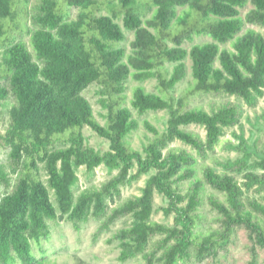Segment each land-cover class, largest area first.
Returning a JSON list of instances; mask_svg holds the SVG:
<instances>
[{
    "label": "trees",
    "instance_id": "1",
    "mask_svg": "<svg viewBox=\"0 0 264 264\" xmlns=\"http://www.w3.org/2000/svg\"><path fill=\"white\" fill-rule=\"evenodd\" d=\"M144 6L154 9L150 18ZM29 10L27 0H0V106L9 107L4 129L0 111V148L10 149L9 163H0L6 191L0 189V264H45L33 246L50 239L56 222L67 220L79 230L98 219L96 241L126 217L130 224L112 237L121 262L213 258L218 264L219 252L245 228L256 264V248L264 249V156L253 160L241 132L230 149L242 157L224 163L225 172L201 164L227 129L241 125L243 108L227 100L207 110L192 101L226 95L252 107L264 96V0H41L33 14ZM247 24L258 29L244 30ZM125 30L135 33L131 53L122 46ZM196 36L212 41L185 47ZM188 60L191 79L178 96V85L189 77ZM130 79L139 82L133 108L127 105ZM153 79L156 92L143 85ZM92 85L99 87L104 124L84 95ZM133 109L169 115L162 131L144 121L152 137L142 150L130 140L141 127ZM191 125L202 127L206 137L186 129ZM86 127L109 141V149L91 146ZM177 141L191 150L172 148ZM100 166L117 174L76 195L78 170L94 173ZM247 169L244 182L230 173ZM144 176L141 194L118 202L122 187ZM252 190L262 194L260 200L247 194ZM158 194L171 223L153 219ZM206 202L217 211L220 228L204 230Z\"/></svg>",
    "mask_w": 264,
    "mask_h": 264
},
{
    "label": "rangeland",
    "instance_id": "2",
    "mask_svg": "<svg viewBox=\"0 0 264 264\" xmlns=\"http://www.w3.org/2000/svg\"><path fill=\"white\" fill-rule=\"evenodd\" d=\"M29 3V12L33 14L36 7L39 5L41 0H27ZM146 0H140L141 4ZM142 10L145 11V19L150 18L153 14L154 9H150L144 6ZM181 11V8H180ZM247 9L242 10V15L245 16ZM77 10L74 8L72 10V17H76ZM124 27L123 20L119 21ZM28 25L34 27L32 19H29ZM258 27L247 24L245 29ZM127 34V39L122 43V46L126 48L128 53L132 52V42L135 40V33L133 31L125 30ZM26 41H30V36L24 33L22 37ZM212 39L208 36H196L194 42H187L185 47L191 48L193 44H201L206 42H211ZM2 52V51H1ZM2 55L0 54V60ZM191 61L188 60L189 67V77L188 80L183 81L177 87L176 94L179 96L184 89L188 86V81L191 79ZM2 81V84H5ZM129 100L127 105L131 108V99L133 88L139 85L134 79L129 80ZM156 80H149L143 85L148 91L156 92ZM99 87L97 85H92L85 92L84 95L92 103L95 115L101 123H105L104 114L106 110L102 108L100 103ZM227 100L237 101L242 105L243 114L241 118V125L229 128L226 130V134L222 138V143L217 147L216 151L210 153L205 159H200L201 164H207L216 168L219 172H225L226 169L223 166L224 163L230 160H236L242 157V153L236 150L230 149V146L238 145L239 139L236 137L235 133L238 135L241 132L245 133V137L248 144L253 148V160L260 159L264 156V96L261 97L255 106H249L244 103L243 100H239L235 97H229L226 95L216 96V95H203L193 99V106H203L205 109L210 110L213 103H221ZM11 102H14L11 99ZM9 107H1L2 111V128H6L9 124ZM135 117L139 120L141 127L135 131L130 140L134 148L142 150L144 144L149 142L152 134L144 127V121L148 120L159 130H164L167 125V119L169 117L166 111L149 112L145 115H139L136 110L133 109ZM186 129L200 133L204 138L206 137V131L197 125H191ZM84 134L87 138L88 143L100 151H106L109 149V141L104 138L99 137L90 127L84 129ZM172 148H183L191 150V148L184 143L177 141L170 145ZM10 149L2 146L0 148V163L8 164ZM247 169L243 173L230 172L235 175L240 182H244V174L249 171ZM262 173V169L256 170ZM80 181L78 186L75 187L76 195H79L83 190L90 187H101L104 183L109 181L117 171L110 172L106 167L100 166L96 169L94 173H88L85 167H81L78 170ZM148 176H144L139 181H136L130 185L122 187V199L118 202H122L129 197L140 195L142 188L145 186V182ZM43 178H46L43 175ZM2 192H6L3 187L0 188ZM210 192H214L222 199L224 196L213 189H209ZM9 192V191H8ZM250 197L261 199L262 194L256 192L255 190L248 191L247 193ZM166 206V201L161 195L156 196V207L158 212L154 214L153 219L164 222L171 223L172 218H167L164 212L161 210L162 207ZM202 212L206 215V221L204 222V230H209L211 228H220V221L218 220V213L209 205L208 202L202 207ZM130 218L119 219L114 225H112L109 232L103 233L98 240H94V233L97 230L100 221L98 219L91 218L88 222L82 223L81 228L78 230L75 226L67 221H59L52 224V234L50 239L42 240L40 244L34 243V252L37 258L44 262L45 264H145L142 258L128 260L126 262H121L118 257L120 254V248L118 242L112 240L113 235L121 228L128 226L130 224ZM253 242L248 236L247 230L245 228H240L237 232L235 239L229 245L227 250H221L217 258L218 264H251L253 259ZM257 260L256 264H264V249L256 248ZM214 259L208 258L203 261H192L188 263L181 264H213Z\"/></svg>",
    "mask_w": 264,
    "mask_h": 264
}]
</instances>
